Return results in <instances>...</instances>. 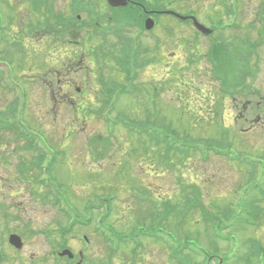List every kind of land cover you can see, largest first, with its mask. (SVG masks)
I'll use <instances>...</instances> for the list:
<instances>
[{
    "label": "rangeland",
    "instance_id": "obj_1",
    "mask_svg": "<svg viewBox=\"0 0 264 264\" xmlns=\"http://www.w3.org/2000/svg\"><path fill=\"white\" fill-rule=\"evenodd\" d=\"M68 1H49L44 5L42 13H47L51 20L50 10L53 8L69 14ZM96 1L97 10L105 12L104 1ZM147 1L152 4L155 2ZM167 1H171L169 9L177 12L187 14L190 9L197 10L201 16L198 18L205 25L211 26L216 22L209 18L212 5L219 6L216 11H221L225 22L231 21L226 10L229 0L226 4L224 0H166L165 3ZM261 5L262 0H240L237 16L239 28L225 30V34H222L229 46H235L232 53L240 55L251 68L245 82L258 92V95L248 96L254 103L260 99L264 101V35L256 33L259 29L257 25L249 24ZM0 7L4 11V17L5 14L7 16V32H18L16 41L26 44L24 49L28 51V55L24 52L19 56L23 59L20 64L14 55L9 61L11 67H16L17 82L25 84L26 98L23 105L17 108L18 116L21 115L26 126L40 130L52 143L50 148L43 147L47 156L42 165L44 168L49 166L50 170L44 171L37 166L30 171L32 174L22 173L24 170L20 164L23 161L29 164L32 159L35 160L39 151L25 149L24 139L12 125L13 120L8 119V126L0 128V264H72V256L78 258L77 255H69L62 257L59 263H54L49 256L50 244L44 230H52L61 220L56 209L41 203V200H50L43 193L49 189L59 194L63 205L70 211L83 214L87 213V202L94 201L98 204L103 201L107 206L111 202H107L108 193L115 195L111 222L117 229L114 226L116 239L119 240L116 248L122 251L112 258L108 257L113 264H177L161 240L143 238L135 227L139 223L138 218L149 227L152 224L150 219L155 217L154 213L158 214L161 204L169 200L176 204L177 209L179 204L183 212L181 217V211H175L167 225L162 224L166 226V233L176 237L174 244L177 249H183L177 253L180 264H194L195 260L187 255L196 249L195 241H200L202 249L213 256L229 258L224 264H252L256 257L250 255L249 250L255 242L252 244L250 240L257 238L264 244V173L261 171L264 169V156H261L264 152V122L258 123L252 131L242 132L251 123L248 121L245 126L243 118L237 120L243 113V117L249 119H254L257 113L263 114L264 104L263 110L257 111L253 103L251 107L244 109L243 105L246 106V103L241 98H222L218 93V83L206 72L208 62L203 57V52L207 50L208 43L202 39L197 41L190 28L177 31L176 26L183 25L178 18L169 14L159 16L153 32L163 42L156 46L151 40L156 35L141 39V47L149 61L138 72V78L134 82L136 93H122L116 101L115 110H110L105 103L103 87L105 83L109 85L113 82L107 79L113 78L117 84L128 83L113 65L109 52L116 50V36L106 39L97 37L94 35L96 33H91L92 28L86 25L81 28L77 25L80 30L74 32L73 36L71 31L75 27L72 25L66 29L56 27L38 32L33 30L27 34L30 31L29 24H33L36 19V11L31 2L15 0L12 10L5 0H0ZM43 18L47 20L46 17ZM38 22L43 23V20L38 19ZM166 27L170 31H166ZM250 32L253 34L250 38L254 42L261 44L263 41L257 52L244 48L243 42L234 43L236 36L245 40ZM149 49L151 52L148 54ZM103 50L107 53V61L100 56ZM11 51H16V46ZM4 55L10 57L11 53L6 52ZM192 56H196V62L190 59ZM73 59L76 60L75 64H71ZM253 70H257V73L252 79ZM161 83L166 89L155 99L153 86H160ZM40 84H44V88ZM59 84L63 86L60 89ZM77 87L81 88L80 93L76 91ZM53 91L61 95H56L54 103L51 101ZM11 101V92L3 87V81L0 80V112ZM105 114L110 115L108 120L112 126L109 129ZM151 120L159 123L157 126L161 131ZM142 125L171 138L178 137L179 142L187 145L208 148L214 142L216 148L232 152L236 157L230 155L229 158L236 161L230 163L214 153L204 157L203 154L191 152L188 156H174L171 165L168 164L169 161L161 164L158 159L153 160L155 148L149 146L150 151L146 153L144 149L148 148L149 142L140 138L133 130H127ZM107 130L113 136H108ZM92 135L98 138L85 146L87 138L92 139ZM142 143L145 145H141ZM206 147L201 150H208ZM49 153L51 156L56 155L52 164ZM246 157L249 158L247 161ZM250 158L262 162L251 161ZM153 163L156 165L152 166ZM253 164H257L255 168L259 171L251 175ZM37 173L39 174L36 176ZM28 176L31 178L28 179ZM181 185L183 188L186 185L198 186L203 195L205 210L211 216H222L223 210L229 208L235 197H245L247 192L256 202L245 207L243 204H234L229 217L219 220L230 226L223 232L224 237L229 240L216 239V249L211 241L214 240L209 226L211 223L205 219L203 209L188 202ZM239 186L240 193L237 195L234 192ZM246 209H260L262 212L250 216ZM151 213L154 217H150ZM252 218L256 220L248 222ZM62 222L65 223L64 218ZM176 224L177 232L174 229ZM81 231L88 232L93 240L88 249L89 257L96 262L105 260L108 256L107 246L101 243L92 230ZM11 232L22 237L24 247L21 250L8 244L7 236ZM54 234L51 232L52 237L57 238ZM125 234L137 236L122 244L120 239H125ZM76 236L75 233L64 242L57 238V241L53 240V245L58 244L59 250L69 248L77 254L78 249H85V243ZM76 238L81 243L77 244ZM141 241L145 244L131 254L134 245ZM199 255L200 252L197 256ZM202 255L197 263L205 260ZM244 256L245 260L242 258Z\"/></svg>",
    "mask_w": 264,
    "mask_h": 264
},
{
    "label": "trees",
    "instance_id": "obj_2",
    "mask_svg": "<svg viewBox=\"0 0 264 264\" xmlns=\"http://www.w3.org/2000/svg\"><path fill=\"white\" fill-rule=\"evenodd\" d=\"M166 0H163L162 3L164 4H169L171 3V1H167V3H165ZM80 2V0H79ZM159 3V2H157ZM224 3H228V0H224ZM239 7V5H238ZM215 8H218L219 9V6H216ZM221 9H223V7H220ZM232 9V6H231V1L229 0V4H226V10H230ZM123 13L120 14L121 16L119 17L118 16V20L120 19V24L122 25H127L126 23H130V20L133 21L136 19L137 17V11L138 10H132L131 8H124L123 9ZM258 11H259V8H258ZM257 18L261 20L260 22V26L262 25V28L261 29L262 31H264V0H262V5L260 6V12L258 13L257 15ZM117 19V18H116ZM220 50H223V47H219ZM223 58L221 57V60H219V62H217V64L219 63L220 65L223 64ZM213 61V59H212ZM246 212L248 213V215L252 216L253 215V212L251 211V209H246ZM252 221V219L250 220Z\"/></svg>",
    "mask_w": 264,
    "mask_h": 264
},
{
    "label": "water",
    "instance_id": "obj_3",
    "mask_svg": "<svg viewBox=\"0 0 264 264\" xmlns=\"http://www.w3.org/2000/svg\"><path fill=\"white\" fill-rule=\"evenodd\" d=\"M111 2L112 5L114 6H120V5H125L127 3V0H109ZM153 25L152 21L151 20H148L147 21V27L148 28H151ZM12 241L14 242V244L17 246V247H21L22 246V243H21V240L19 237L17 236H14V238H12Z\"/></svg>",
    "mask_w": 264,
    "mask_h": 264
},
{
    "label": "flooded vegetation",
    "instance_id": "obj_4",
    "mask_svg": "<svg viewBox=\"0 0 264 264\" xmlns=\"http://www.w3.org/2000/svg\"><path fill=\"white\" fill-rule=\"evenodd\" d=\"M68 66V65H66ZM52 83V82H51ZM59 89L62 88L63 86L61 84H59ZM54 95H57L56 92L54 91L53 93ZM57 96H61V95H57ZM57 100V98L55 99ZM81 243L80 241L77 242V244ZM83 251V254H84V250H81V249H78V258L75 259V264L79 263L81 261V252ZM87 255L84 254V258L86 257ZM88 257V256H87ZM82 263H84V260H82ZM86 263V262H85Z\"/></svg>",
    "mask_w": 264,
    "mask_h": 264
}]
</instances>
